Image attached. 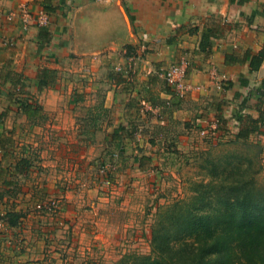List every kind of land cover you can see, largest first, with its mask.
I'll return each instance as SVG.
<instances>
[{"label":"crops","instance_id":"obj_1","mask_svg":"<svg viewBox=\"0 0 264 264\" xmlns=\"http://www.w3.org/2000/svg\"><path fill=\"white\" fill-rule=\"evenodd\" d=\"M22 5L49 23L23 28ZM172 62L193 83L185 95L159 75ZM81 107L120 153L121 180L197 130L264 142V0H0L1 212L64 196L52 170L76 149Z\"/></svg>","mask_w":264,"mask_h":264},{"label":"rangeland","instance_id":"obj_2","mask_svg":"<svg viewBox=\"0 0 264 264\" xmlns=\"http://www.w3.org/2000/svg\"><path fill=\"white\" fill-rule=\"evenodd\" d=\"M84 110L81 107L75 114L81 127L75 135L79 141L73 143L76 149L59 150L70 158L52 170L51 178L59 176L58 186L71 199L65 193L56 198L47 195L38 201L43 207L27 211L15 209L22 207L23 199H14L16 206L0 211V264H115L122 260L137 264L142 256L173 258L177 247L171 240V249L159 247L170 238V215L175 209L187 211L201 205L200 195L203 203L209 201L203 209L207 212L233 207L264 211L260 137L197 130L183 139L171 138L169 147L161 151V162L148 176L130 167L124 172L129 177L121 180L115 164L120 153L107 150L103 131H89L86 119L77 116ZM90 125L97 122L91 120ZM105 172V181L98 179ZM181 240L194 242L195 238ZM213 260L220 262L214 256Z\"/></svg>","mask_w":264,"mask_h":264},{"label":"trees","instance_id":"obj_3","mask_svg":"<svg viewBox=\"0 0 264 264\" xmlns=\"http://www.w3.org/2000/svg\"><path fill=\"white\" fill-rule=\"evenodd\" d=\"M198 197V196H197ZM192 205L190 209H175L170 215V238L159 247L171 249L170 241L177 249L158 257H137V264H264V211L257 210H203L207 203ZM218 198L221 199L218 194ZM195 204V203H194ZM183 211V212H182ZM188 236L193 241H183ZM180 242V244H179ZM171 253V254H172ZM172 254V255H173ZM115 264H123V260Z\"/></svg>","mask_w":264,"mask_h":264},{"label":"built area","instance_id":"obj_4","mask_svg":"<svg viewBox=\"0 0 264 264\" xmlns=\"http://www.w3.org/2000/svg\"><path fill=\"white\" fill-rule=\"evenodd\" d=\"M99 1H107V0H99ZM17 16L21 19V25L23 28H28L30 25H46L50 21V11L40 9L37 11L32 10L27 5H22ZM17 12L10 13V15H16ZM3 42L12 43L13 40L8 37H3ZM159 75L163 77L168 84L173 86V89L176 93L180 95H185L188 91L193 89V83L190 80L187 71L185 69V65L183 63L172 62L169 66L159 72ZM51 203H55L52 201ZM38 206L43 207L40 203ZM55 207L54 204L49 208ZM3 221L0 218V229L2 228Z\"/></svg>","mask_w":264,"mask_h":264}]
</instances>
